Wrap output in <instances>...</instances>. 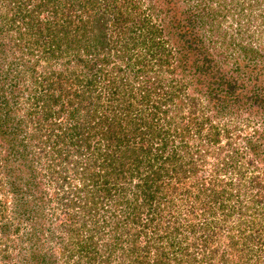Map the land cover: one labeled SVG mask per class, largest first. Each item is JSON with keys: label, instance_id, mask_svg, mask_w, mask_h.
I'll return each mask as SVG.
<instances>
[{"label": "trees", "instance_id": "trees-1", "mask_svg": "<svg viewBox=\"0 0 264 264\" xmlns=\"http://www.w3.org/2000/svg\"><path fill=\"white\" fill-rule=\"evenodd\" d=\"M149 1L0 0V264H264V0Z\"/></svg>", "mask_w": 264, "mask_h": 264}, {"label": "rangeland", "instance_id": "rangeland-1", "mask_svg": "<svg viewBox=\"0 0 264 264\" xmlns=\"http://www.w3.org/2000/svg\"><path fill=\"white\" fill-rule=\"evenodd\" d=\"M183 1H184V3H186V2L189 3L188 6L186 5L187 7L190 8L189 10L194 9L193 8V2L191 0H183ZM138 3L141 5V10H143V11L146 10L149 7V5L151 4L149 0H138ZM147 12L149 13V11H147ZM153 18L155 19L156 16L154 15ZM234 20H235V18L231 17L230 15L228 16V18L226 20H224V22H223L224 26H222V32L224 34L229 35V34H231V32L235 33V31L237 29V26H236L237 22ZM244 124H245V126L247 125L246 127H242V128H244L245 132H247L248 128H250L248 130V132H250V131L253 132V130L255 131V130L259 129V126L256 123L255 124H253V123L248 124V123L244 122Z\"/></svg>", "mask_w": 264, "mask_h": 264}]
</instances>
